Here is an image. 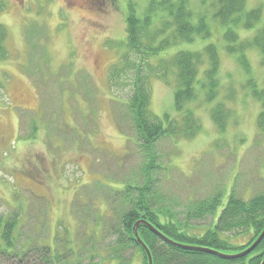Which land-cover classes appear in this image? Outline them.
Returning <instances> with one entry per match:
<instances>
[{
    "label": "rangeland",
    "instance_id": "1",
    "mask_svg": "<svg viewBox=\"0 0 264 264\" xmlns=\"http://www.w3.org/2000/svg\"><path fill=\"white\" fill-rule=\"evenodd\" d=\"M150 1L3 0L1 43L7 53L0 58V216L16 214L15 250L48 245L55 264H114L116 254L132 264L139 261L132 246L116 245V237L121 212L129 208L120 194L133 181L141 186L147 158L127 112L129 78L121 74L110 85L108 73L124 50L127 13L142 18ZM185 1L191 23L202 19L209 35L176 41L150 58L151 64L178 50L204 53L212 43L221 59L217 99L230 88L235 93L225 101L234 111L224 131L211 120L213 103L196 101L190 107L201 123L198 134L155 143V206L196 232L211 227L215 217L191 215L195 201L220 192L218 216L232 190L243 199L264 190V133L257 127L261 104L248 86L251 79L260 85L264 65L257 48L244 51L248 71L238 53L227 51L225 26L214 16L212 1ZM256 7L260 19L253 27H233L241 39L264 27V0H247L244 11ZM166 11L155 8L151 29L161 25V16L170 19ZM171 76L169 83L150 76L149 108L159 117L176 116ZM230 236L232 243L248 239ZM40 256L32 248L19 263L0 257V264H48Z\"/></svg>",
    "mask_w": 264,
    "mask_h": 264
},
{
    "label": "trees",
    "instance_id": "2",
    "mask_svg": "<svg viewBox=\"0 0 264 264\" xmlns=\"http://www.w3.org/2000/svg\"><path fill=\"white\" fill-rule=\"evenodd\" d=\"M200 1L205 3L208 0ZM209 1H212V6L215 7L214 16L225 26L223 38L227 51L232 54L238 53L239 62L243 69L248 71L249 64L244 51L247 48H257L261 56L260 63L264 65V27L257 29L253 36L244 39H241L233 28L253 27L260 19V7L244 11L247 0ZM157 6L166 9L170 19L161 16V25L151 29V17ZM3 7L4 2L0 0V9ZM190 17L191 11L187 8L185 0H177L176 4L172 0L159 2L151 0L149 13L142 18L137 17L133 11L126 15L124 50L120 55V62L111 66L108 81L110 85H115L121 74L129 78L131 91L126 102L127 112L139 147L147 160L143 166L141 186L133 181L132 184L125 185L126 188L120 194L125 196L129 208L126 206L119 217L121 229L117 233L116 245L132 246L139 255L137 264H148L145 250L136 241L133 232L134 224L141 219L152 224L169 238L163 239L146 224L139 223L136 227L138 236L150 250L152 264H260L264 257V236L248 254L238 257L229 255L248 247L264 229V190L248 199L237 196L232 190L218 216H215L214 212L220 204V192L195 201L191 215L201 218L207 215L215 217L211 227L196 232L191 231L184 222L177 219L173 212L155 206L157 198L154 197L152 190L151 172L155 167L156 141L167 136L190 139L198 134L201 123L190 103L196 101H199L198 104L213 103L210 107V117L219 131L225 130L234 111L225 104L226 100L231 101L235 98L233 88L224 93V98L217 99L221 59L214 44L208 43L204 47V53L178 50L171 58L151 64L150 58L157 56L160 51L172 46L176 41L190 40L194 34L209 35L205 21L200 19L197 24H193ZM170 28L171 32L163 36ZM4 34L5 30L0 24V58H4L7 53L1 43ZM201 68L202 73H199ZM169 74L172 75L171 79L173 77V104L176 116L164 113L159 117L149 108L150 76H156L164 83H169ZM248 86L251 88L252 96L261 104V110L257 115V127L260 133H264V77L259 86L252 79L248 81ZM199 89L203 90V94L199 95ZM131 190L135 193L129 194ZM190 212H187L186 217H189ZM13 215L5 218L0 216V257L19 263L23 254L35 248L41 253L45 263L55 264V253L48 245L15 250L16 214ZM230 234L236 237L246 234L248 239L244 243H232ZM4 243L7 248L3 246ZM204 248L214 251H206ZM19 255L20 259L17 257ZM115 258L117 262L114 264H132L127 256L121 257L116 254Z\"/></svg>",
    "mask_w": 264,
    "mask_h": 264
},
{
    "label": "water",
    "instance_id": "3",
    "mask_svg": "<svg viewBox=\"0 0 264 264\" xmlns=\"http://www.w3.org/2000/svg\"><path fill=\"white\" fill-rule=\"evenodd\" d=\"M139 223H143L146 224L153 232H156L157 234H159L163 239L169 240L168 237H166L165 235H163L157 228H155L152 224H150L149 222L145 221V220H138L134 226H133V232H134V237L136 239V241L144 248L147 259H148V264H152V256L150 253L149 248L145 245V243L140 239V237L138 236L137 232H136V227L138 226ZM264 236V229L260 232V234L258 235V237L246 248H244L243 250L236 252L232 255H229L230 257H238V256H243L248 254L249 252H251L253 250V248L258 244V242L261 240V238ZM204 250L206 251H210L213 252L214 250H209L204 248ZM260 264H264V257L263 260L261 261Z\"/></svg>",
    "mask_w": 264,
    "mask_h": 264
}]
</instances>
